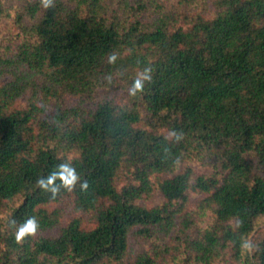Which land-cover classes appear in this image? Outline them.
<instances>
[{
  "label": "trees",
  "instance_id": "trees-1",
  "mask_svg": "<svg viewBox=\"0 0 264 264\" xmlns=\"http://www.w3.org/2000/svg\"><path fill=\"white\" fill-rule=\"evenodd\" d=\"M0 264H264V0H0Z\"/></svg>",
  "mask_w": 264,
  "mask_h": 264
},
{
  "label": "clouds",
  "instance_id": "clouds-1",
  "mask_svg": "<svg viewBox=\"0 0 264 264\" xmlns=\"http://www.w3.org/2000/svg\"><path fill=\"white\" fill-rule=\"evenodd\" d=\"M41 3L45 8H49L53 4V0H41ZM111 61L114 62L115 56L110 58ZM149 72L148 69L145 70L143 74H141L133 83V86L130 90V93L132 95H135L137 91H142L144 87V81L150 80L151 76L147 73ZM58 171L53 172L48 179L45 181L43 179L38 180L39 186L47 191H51L53 197H55L60 187H64L71 191L74 187L77 181L79 180V176L76 173V170L74 167H72L70 164L62 163L58 166ZM56 178H59L61 180V185H54V181ZM50 185H54L52 187H49ZM88 187L87 181H84L81 184V188L86 190ZM39 228V223L34 217H30L26 223H24L19 230L16 233V240L19 242L21 241L26 235H35L37 232V229Z\"/></svg>",
  "mask_w": 264,
  "mask_h": 264
},
{
  "label": "rangeland",
  "instance_id": "rangeland-1",
  "mask_svg": "<svg viewBox=\"0 0 264 264\" xmlns=\"http://www.w3.org/2000/svg\"><path fill=\"white\" fill-rule=\"evenodd\" d=\"M100 96L102 97H111V96H114L113 93H108V92H100L99 93ZM120 98V96H118ZM184 167H190V168H193L195 171L197 172H201L203 171V167H201L198 163H195V162H192V161H187V162H184L183 165ZM199 197L200 195L199 194H192L190 195V200H189V209L190 210H194L197 208V202L199 200ZM161 201V196L160 194H155L153 195L151 198H149L148 200L145 201L146 204H150V205H154L158 202ZM71 201L70 200H64L62 203H60L61 206H63L65 208V218H70L71 216L75 215L74 213V210L72 208V205L70 203ZM56 232V230H51L48 232V234H54ZM135 248H138V246L136 244H132V249H135Z\"/></svg>",
  "mask_w": 264,
  "mask_h": 264
}]
</instances>
